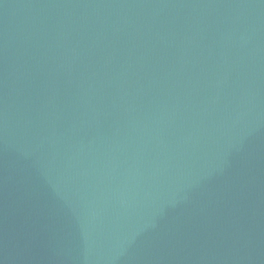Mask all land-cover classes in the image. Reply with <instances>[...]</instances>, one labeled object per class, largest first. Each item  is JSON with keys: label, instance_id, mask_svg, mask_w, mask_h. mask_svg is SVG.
Instances as JSON below:
<instances>
[{"label": "water", "instance_id": "obj_1", "mask_svg": "<svg viewBox=\"0 0 264 264\" xmlns=\"http://www.w3.org/2000/svg\"><path fill=\"white\" fill-rule=\"evenodd\" d=\"M0 264H264V0H0Z\"/></svg>", "mask_w": 264, "mask_h": 264}]
</instances>
